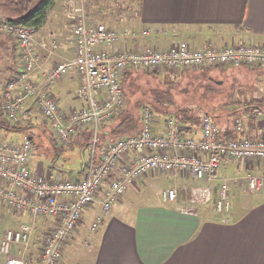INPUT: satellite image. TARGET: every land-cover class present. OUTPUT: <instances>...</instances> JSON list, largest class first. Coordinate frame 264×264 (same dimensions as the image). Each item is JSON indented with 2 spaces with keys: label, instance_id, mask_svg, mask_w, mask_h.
<instances>
[{
  "label": "built area",
  "instance_id": "built-area-1",
  "mask_svg": "<svg viewBox=\"0 0 264 264\" xmlns=\"http://www.w3.org/2000/svg\"><path fill=\"white\" fill-rule=\"evenodd\" d=\"M63 13L70 29L74 48L71 59L52 65L60 44L55 33L39 41L35 28L0 19V35L17 39L22 66L4 86L2 109L13 124L27 123L41 114L54 129L61 146H69L87 129L93 131L91 156L77 176H36L30 166L33 141L0 138V203L15 212H26L33 222L21 223L6 230L0 242L5 264H59L64 245L77 230L85 212L93 209L89 231L103 225L106 215L122 198L131 184L150 172L188 173L201 182L189 189V202L198 206L212 198L214 180L225 159L233 162L264 163V114L258 118L260 134L249 135L245 120L236 117L234 140H225L222 129L210 114H203L200 137L184 133L186 126L174 116L162 124L150 106L141 110V132L118 139L101 148L97 146L102 125L123 114L127 107L122 85L127 70L178 74L186 69L243 66L264 68V46L233 43L217 46L212 41L194 47L186 41L168 48L145 46L141 49H116L121 38L138 39L151 34L138 30L106 27L88 17L85 1L63 0ZM72 70L78 74V96L82 106L65 111L53 86ZM161 123V122H160ZM246 191L264 193V175L248 172ZM214 207L219 214L232 209L231 186L224 181L216 187ZM167 203L179 199L178 189H164ZM203 203V204H204ZM186 208L185 213H193ZM46 218L54 223L45 235L40 260H31L34 222Z\"/></svg>",
  "mask_w": 264,
  "mask_h": 264
},
{
  "label": "crops",
  "instance_id": "crops-1",
  "mask_svg": "<svg viewBox=\"0 0 264 264\" xmlns=\"http://www.w3.org/2000/svg\"><path fill=\"white\" fill-rule=\"evenodd\" d=\"M139 3L138 18L129 24V27L133 26L132 28L126 29L138 30L141 33L145 29H150L151 34L138 39L121 38L115 45L116 49H141L148 45L168 48L181 41H186L197 48L211 41L217 46L233 43L264 46V0H140ZM61 4L62 0H57L48 15L46 26L38 30L39 41L48 38L42 37V34L52 32L57 35L60 48L52 59V65L74 56L72 46L71 53L66 50L67 43L69 44L66 39L67 30L59 28L56 24V10H60L63 15ZM48 27L52 28L48 31L46 30ZM6 37L14 42V49H11L10 53L15 61V66L9 70L8 75L11 73L12 75L7 76L8 81L21 69L22 56L17 39ZM63 50L66 51V55ZM78 84V74L72 70L68 76L53 86L52 91L55 92L63 110L69 111L82 106L78 96ZM258 87L262 89V86ZM41 117L45 119L44 116ZM40 119V117L35 119L36 124L40 125ZM38 125L34 129L37 130ZM185 126L184 133L193 134L195 137L201 136L200 125ZM258 126V130L255 131L250 130L248 126L249 135L260 134L259 123ZM222 127L220 128L224 133L226 127ZM0 135L6 140H21L17 137L20 135L24 137L22 134L3 129H0ZM224 139L228 141L227 137ZM76 141L84 143V140ZM75 142L71 145L72 149ZM57 145L64 149L59 142ZM33 157L34 153L30 166L36 176L64 174L53 165L46 167L43 162L35 166ZM218 170L217 181L230 183L243 181L248 172L264 175V163L233 162L225 159ZM137 183L130 185L126 195L106 215L103 225L98 230V239L87 247L92 253L91 256L86 260L80 259L83 263L85 261L86 264H264V193L246 191L245 187L241 192L238 190L236 195L235 190L230 192L233 199L232 209L225 214L217 213L213 206H202L199 213L187 214L185 209L190 204L182 190L179 193V201L175 203L165 202L161 193L165 188L176 186L179 190L182 186L199 185L201 182L182 173L152 171ZM153 184H158L159 188H162L157 195V201L137 204L135 202L137 194H142L144 189H149ZM42 219L50 221L43 217L36 220L35 232L37 222ZM53 225L54 223L52 227ZM6 230L8 229L0 225V239ZM35 235L33 233L31 237L30 258L37 262L41 258L40 249L46 238L43 236L36 252ZM6 258L0 252V264H5Z\"/></svg>",
  "mask_w": 264,
  "mask_h": 264
},
{
  "label": "rangeland",
  "instance_id": "rangeland-1",
  "mask_svg": "<svg viewBox=\"0 0 264 264\" xmlns=\"http://www.w3.org/2000/svg\"><path fill=\"white\" fill-rule=\"evenodd\" d=\"M84 1L88 12V17H90L93 22L102 23L106 25V27L108 26L111 28H118L120 30H124L126 27L132 28L133 26L130 25L129 27V24L133 23L132 21L138 18V11L140 10V3L138 0H83V2ZM61 5L63 12L64 5ZM55 18H57L56 24L58 27L67 30L66 39L69 42L71 39V29L64 13L62 15L60 10L57 9ZM50 28L52 27H48L46 30L49 31ZM48 35L49 34L45 33L42 34V37H46ZM13 43L14 42L12 39H8L6 36L0 35V96H2L1 92L8 82L7 76L11 77L12 75V73L8 75L9 70H12L11 68L15 66L14 58L10 53L11 49H14ZM69 44L67 43L66 50H69L71 53L70 46L73 47V45L71 42H69ZM63 52L64 54L66 53L65 50H63ZM5 80L7 82H5ZM122 85L125 90V96L127 100V107L125 110H128L134 115L136 114L139 116L141 114V107L151 105L149 99L151 98L152 90L159 88L164 89L173 86L174 98L177 104L176 108L185 107L193 111L194 114H210L216 118L220 127L223 125V127H233V118L235 117L233 116L234 113H243V110L245 109L243 108L245 103H249L247 105L249 108L255 107L256 104L252 100L264 98V68L255 67L253 69L250 66H243L240 68H222L219 66L207 68V70L186 69L184 71H179L178 74L137 69L130 74V77L126 79L125 82H122ZM258 86H262V89ZM174 109L175 108L172 107L171 111ZM35 114H37L36 116L40 117L41 119L39 122L40 125L37 127L38 129H33L32 133L34 137L33 139L35 141L33 149V164L36 166V164H39V162H43L46 167L53 165L56 167V169H60L64 172V174H61L62 177H64L65 174L77 176L78 172L84 168V162L91 156V150L93 146L91 145L85 148L83 147V143L76 141L73 149L72 146L69 145L63 146L64 149L62 150L57 145L59 140L56 138L55 131L53 128H51L49 122L45 121V119L41 117L39 113ZM239 117L245 120L247 123L246 126H248V115L245 113L241 114ZM164 118L165 117L162 115L157 117L159 124H162ZM113 119L104 123L102 125V130L107 129V132H110L111 121ZM113 126L114 124H112V127ZM24 133H26V131ZM17 137L22 139L21 135ZM0 138L2 139V135H0ZM108 144L109 143L106 145ZM101 151V148L98 147V156L100 155ZM182 174L190 177L188 173ZM245 177L243 181L240 180L236 182H230L231 188L233 189H231V191H236L234 195L238 193V190L241 192L246 187L247 181H245ZM139 182L140 179L138 180V183ZM213 182L214 190L212 191V198L210 201L206 203L203 202L204 204L202 203L194 207L189 202L190 206L188 207L192 209L191 211H194L193 213H199L202 206L214 207V200L218 195V189L216 187L219 185V182L217 180H214ZM136 183L137 182L134 184ZM199 185L195 184L182 186V189L178 190V194L181 192L180 190H182V193L186 196V198H188L189 201V189ZM161 189L162 188H159L158 184H153L149 187V189H144L142 194H137L135 197V202L137 204L151 201L156 202L158 199L157 195ZM121 199L122 198H120V200ZM178 201L179 199L177 202ZM94 214L95 213L93 209L85 212L82 220L79 222L77 230L65 243L62 261L60 260L61 262L59 264H62L63 262V264H86L85 261L83 263L80 259L84 258V260H86L88 256H91L92 253L90 249H87V247L92 244V241L97 240L99 237V231H89L90 223ZM26 222L32 223L33 217L28 215L26 212H15L0 203V225L2 228L12 229L18 227L19 224ZM36 226L37 230L34 232L36 234L34 239L35 251L38 252L37 246L41 239L43 240V236L48 233L47 229L52 227V221H45L42 219L37 222Z\"/></svg>",
  "mask_w": 264,
  "mask_h": 264
},
{
  "label": "trees",
  "instance_id": "trees-1",
  "mask_svg": "<svg viewBox=\"0 0 264 264\" xmlns=\"http://www.w3.org/2000/svg\"><path fill=\"white\" fill-rule=\"evenodd\" d=\"M56 3L57 0H0V18H4L10 23L19 24V25L22 24L25 26L33 27L38 31L46 26V23L49 19L48 15L50 11L55 7L54 5ZM135 70L137 69L127 70L123 75L122 82H125L126 79L130 77V74ZM149 100L151 104L150 106L152 107L157 117H159L160 115L164 117L174 116L179 123H182L183 125L186 124L191 127L192 126L197 127L201 124L200 122L202 115L201 113L194 114L193 111L185 107L176 108L177 104L174 98L173 86L164 89L159 88L152 90V95ZM252 101L256 104L255 107L249 108L247 107L249 103H245V106L243 107L245 108L243 110V113H238V112L234 113L233 116L235 117L233 119L235 121L236 117H239L241 114L246 113L248 115V126L250 127V130L255 131L258 130L259 127L258 118L261 116V114L264 113V98L261 99L257 98V99H253ZM1 104H2V96H0V129L10 131L15 134H23V136L26 135L31 136L32 137L31 140L33 141V147H34L35 141L33 139L34 137L32 133L34 127L38 125L36 124L37 120H35L38 118L34 117L30 119L27 123H23V124H13L5 118ZM172 107L175 108L173 111H171ZM215 121H217L216 118ZM112 124H114L113 127ZM141 128H142L141 114L138 116L136 114L135 115L132 114L128 110H125L123 111V114L114 117V119L111 121L110 132H107L108 131L107 129L100 130L98 135V138L100 139L99 140L100 143H98L97 148L98 147L102 148L107 143L110 144L113 141H116L121 138L123 139L124 137L136 136V134H139L141 132ZM25 131L26 133H24ZM223 137H227L228 140L229 139L234 140L235 138L238 137V135L237 133H235V131H233L232 128L226 127V129H224ZM92 138H93V131L91 129H87L84 133L78 135L75 140H84L83 147L86 148L92 145V141H93Z\"/></svg>",
  "mask_w": 264,
  "mask_h": 264
}]
</instances>
